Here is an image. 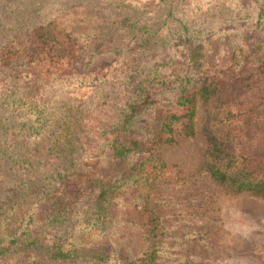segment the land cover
I'll return each instance as SVG.
<instances>
[{
  "label": "trees",
  "instance_id": "1",
  "mask_svg": "<svg viewBox=\"0 0 264 264\" xmlns=\"http://www.w3.org/2000/svg\"><path fill=\"white\" fill-rule=\"evenodd\" d=\"M253 14L261 19L264 8H240L228 19ZM25 20L0 32V264H164L168 191L177 182L162 149L197 136L200 105L202 170L226 194L264 198L261 41L252 40L246 56L236 44L229 66L213 71L198 68L205 62L191 51L178 64L171 54L151 57L171 40L203 34L185 24L155 39L127 14L84 30L29 26L30 13ZM106 54L109 64L97 59ZM85 87L103 90V112L116 114L101 154L89 139L102 103L48 100ZM42 141L52 157L27 160ZM129 238L135 249L117 243Z\"/></svg>",
  "mask_w": 264,
  "mask_h": 264
},
{
  "label": "rangeland",
  "instance_id": "2",
  "mask_svg": "<svg viewBox=\"0 0 264 264\" xmlns=\"http://www.w3.org/2000/svg\"><path fill=\"white\" fill-rule=\"evenodd\" d=\"M257 6L264 8V0H180L179 3H173V0H0V32L18 17L28 25L27 13L31 17L29 26H77L79 30L106 26L117 15L127 14L136 18L141 26L157 32L155 39H161L170 30L169 26L172 30L185 24L202 29L203 34L195 36L198 39L191 42L171 40L165 47L152 48L146 55L155 50L151 57L171 54L169 58L178 64L191 51L196 59L202 58L205 62L198 63V68L216 71L232 62L236 44L244 48V55L252 40L264 44V14L261 19L255 16L257 12L247 19H228L240 8L252 7L255 12ZM112 56L106 54L97 59L109 64ZM55 93L54 97L52 92L49 93L51 106L61 107L63 101L83 98L88 103L92 101L94 107L102 103L89 139L91 145L99 149L97 154H101L102 141L114 130L116 119L112 111L103 112L107 107L101 99L105 92L85 87ZM160 114L157 111L149 116L148 123L154 124ZM206 118V109L200 105L197 136L165 145L162 149L165 162L174 166L168 176L172 182H177L168 191L170 201L164 220L168 256L164 264H264V198L226 194L202 170L201 163L207 150L203 134ZM143 121L140 126L145 124ZM46 147L43 141L36 144L26 159L44 161L46 157H52ZM103 170L110 171L108 167ZM25 210H20V215ZM117 243L126 250L137 246V241L130 238Z\"/></svg>",
  "mask_w": 264,
  "mask_h": 264
}]
</instances>
